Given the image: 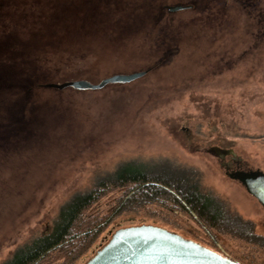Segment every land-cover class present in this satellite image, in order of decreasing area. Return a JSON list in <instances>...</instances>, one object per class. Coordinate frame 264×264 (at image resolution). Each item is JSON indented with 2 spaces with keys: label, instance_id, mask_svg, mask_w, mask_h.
I'll list each match as a JSON object with an SVG mask.
<instances>
[{
  "label": "rangeland",
  "instance_id": "1",
  "mask_svg": "<svg viewBox=\"0 0 264 264\" xmlns=\"http://www.w3.org/2000/svg\"><path fill=\"white\" fill-rule=\"evenodd\" d=\"M141 71L94 91L43 87ZM128 162L192 177L247 228L115 189L85 214L101 229L88 247L38 264H84L139 225L264 264V209L228 177L264 172V0H0V264Z\"/></svg>",
  "mask_w": 264,
  "mask_h": 264
},
{
  "label": "trees",
  "instance_id": "2",
  "mask_svg": "<svg viewBox=\"0 0 264 264\" xmlns=\"http://www.w3.org/2000/svg\"><path fill=\"white\" fill-rule=\"evenodd\" d=\"M153 168L135 162L120 164L92 190L73 195L59 209L46 235L17 249L3 264H38L49 253L61 248L64 249L63 257H70L71 252L78 256L101 230L100 222H91L85 217L87 210L115 189L126 192L127 202L131 205L178 207L210 229L247 228L248 225L229 214L217 198L202 191L192 177Z\"/></svg>",
  "mask_w": 264,
  "mask_h": 264
},
{
  "label": "water",
  "instance_id": "3",
  "mask_svg": "<svg viewBox=\"0 0 264 264\" xmlns=\"http://www.w3.org/2000/svg\"><path fill=\"white\" fill-rule=\"evenodd\" d=\"M187 6H168L169 12ZM147 71L114 74L97 84L85 80L47 83L44 88L64 90H99L108 84L130 83ZM228 177L238 182L248 195L264 209V172L260 170L234 171ZM84 264H238L202 245L153 225L130 226L117 229L109 240Z\"/></svg>",
  "mask_w": 264,
  "mask_h": 264
},
{
  "label": "flooded vegetation",
  "instance_id": "4",
  "mask_svg": "<svg viewBox=\"0 0 264 264\" xmlns=\"http://www.w3.org/2000/svg\"><path fill=\"white\" fill-rule=\"evenodd\" d=\"M187 7H189V8H191L192 6L191 5H188ZM226 169H230V166L228 165V166H226ZM235 171H238V170H235ZM231 172H234V171H231ZM230 172V173H231ZM229 174V173H228ZM182 237V236H181ZM185 239V238H184ZM204 247V246H203ZM205 248H207V247H205ZM209 249V248H208ZM210 250H212V249H210ZM212 251H214V250H212ZM214 252H216V251H214ZM217 253V252H216ZM219 254V253H218ZM239 264V263H238Z\"/></svg>",
  "mask_w": 264,
  "mask_h": 264
}]
</instances>
